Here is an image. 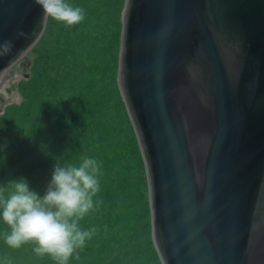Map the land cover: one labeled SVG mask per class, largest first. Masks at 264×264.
<instances>
[{
	"label": "water",
	"instance_id": "95a60500",
	"mask_svg": "<svg viewBox=\"0 0 264 264\" xmlns=\"http://www.w3.org/2000/svg\"><path fill=\"white\" fill-rule=\"evenodd\" d=\"M47 22L34 0H0V80ZM121 24L161 263L264 264V0H125Z\"/></svg>",
	"mask_w": 264,
	"mask_h": 264
},
{
	"label": "rangeland",
	"instance_id": "374dc122",
	"mask_svg": "<svg viewBox=\"0 0 264 264\" xmlns=\"http://www.w3.org/2000/svg\"><path fill=\"white\" fill-rule=\"evenodd\" d=\"M120 1L83 0L84 7H81L84 13L90 7L91 16L89 22H80L82 27H79V24L66 27L63 23L49 18L50 26L46 27L48 35L44 36V39L40 40L1 78L0 187H6L10 181L23 177L27 179L33 190L43 195L55 163L60 161L78 165L83 157L79 147H86L87 157H90L93 151L95 158L99 159L102 173L101 178L99 177L100 193L102 194L103 188L108 192L106 196L102 195L105 203L104 213L109 217L107 220L101 219L99 216L101 205H98L90 214L79 220V226L86 228L89 224V230L96 229L88 240H98L97 228L104 225L106 233L112 229L108 236H112L113 233L116 235L105 246V249L112 253L113 250L115 251L112 257L105 256L107 263L162 264L153 246L151 220L147 212L148 204L145 205L148 186L141 153L136 154L135 149L130 152L132 141L129 138L124 141L112 129L115 126L117 130L123 129V123L118 119L117 112L112 113L114 97L111 95L110 86L111 68L114 69V52L112 38L109 37L110 35L112 37L113 33H110L109 25L112 12ZM67 2L77 6L75 0H67ZM77 2L79 3L80 0ZM60 25L64 28H59ZM78 35L80 37L86 35V37L77 39ZM88 36L98 39L93 42ZM66 41L73 46L72 49L67 48L68 51L70 50L69 53H65ZM79 42L80 46H78ZM41 43H48L50 47L42 46ZM76 47H78L77 51L74 52ZM51 48L56 52V57L52 59V51H49ZM59 50L62 53L58 57ZM75 57L79 58L76 63L82 65L86 63L88 66L83 69L88 72V77H91V73L97 75L95 81L99 87L93 86L90 78L84 87L77 84L76 75L72 72L73 65L76 64L72 62L75 61ZM68 68H72V71L67 70L65 73ZM65 74L66 76L72 74L68 81L69 88L63 83ZM65 88L72 98L82 92L84 111L95 119L91 120L85 115L73 121L74 117H71L67 110H57L58 103L63 105V99L67 94ZM87 102H90V107L87 106ZM86 117L89 121H96L91 122L96 128L93 124L89 126L91 133H88L87 128L85 129ZM70 125H74L72 129ZM84 136L89 142L84 143ZM49 141L51 143H48ZM127 144L129 151L126 148ZM126 166H132L131 170ZM132 170H135L134 177ZM10 191L11 189H8L5 195ZM8 232H10L9 226L0 219V263L1 258L4 257L5 260L10 259L11 262H15L12 264H57V261L49 255L42 257L36 255L33 251L35 242L25 243L20 248L9 247L4 240ZM118 234L120 237H117ZM123 234L124 238H122ZM120 238L121 242L118 244L117 239ZM87 246L82 247L83 254L89 252ZM94 254V257L87 254L82 262H78L73 253L68 264H98L97 253ZM7 263L9 264L8 261Z\"/></svg>",
	"mask_w": 264,
	"mask_h": 264
},
{
	"label": "clouds",
	"instance_id": "9594fccd",
	"mask_svg": "<svg viewBox=\"0 0 264 264\" xmlns=\"http://www.w3.org/2000/svg\"><path fill=\"white\" fill-rule=\"evenodd\" d=\"M34 3L45 19L67 26L84 19V10L67 0H34ZM11 48V41L0 43V56L7 55ZM100 175L97 160L84 156L79 165L57 161L43 195L33 190L23 177L0 187V219L10 228L4 236L5 243L20 248L35 242L36 255H49L57 264H68L74 251L96 232L95 228L82 230L79 220L98 206L93 198L100 191ZM8 189L11 191L5 195Z\"/></svg>",
	"mask_w": 264,
	"mask_h": 264
},
{
	"label": "trees",
	"instance_id": "16d2710c",
	"mask_svg": "<svg viewBox=\"0 0 264 264\" xmlns=\"http://www.w3.org/2000/svg\"><path fill=\"white\" fill-rule=\"evenodd\" d=\"M75 2L77 3L78 7L79 6L80 7L81 6L84 7L83 0H80L79 3L77 2V0H75ZM124 4H125V0H121L120 4H118L116 9L113 10L112 17H111V24L109 25V27H111L110 33L111 32L113 33L112 37H111V35L109 37L112 38L113 52H114V55H113L114 69H113V67L111 68L112 76H111V83H110V86L112 88L111 89V95H113V97H114V100H112V104H113L112 113L114 114L115 112H117L118 119L121 120L122 123H123V129L122 130H117L116 126L113 127L112 129H113V131L116 134L120 135L121 138L124 141L127 138H129L132 141V144L130 146V152L133 151V149H135V150H137L136 154L139 155L141 152H140V148H139V145H138V142H137V138H136L133 126L131 124V121L129 119L125 104H124L123 99L121 97V94H120V91H119V87H118V82H117L118 64H119V51H120V39H121V30H122L121 16H122ZM85 8H87V6H85ZM90 12H91L90 7H88L87 11H86L87 16L82 20L83 22L84 21L85 22L86 21L89 22V17L91 16ZM86 13H84V15H86ZM81 24L79 23V27H82ZM113 24H114V27H113ZM63 25L65 26L64 23H63ZM63 25H60L59 28H64ZM49 26H50V22H49V18H48V22H47V26L46 27L49 28ZM66 27H69V26L66 25ZM78 30L81 31V29H78ZM71 32L72 31L70 30V33ZM63 33L65 34V32H63ZM46 35H48V31L46 32V30H45V33H44L43 37L41 38V40L44 39V36L46 37ZM85 37H86V35H83L82 37H80L79 35L76 36L77 39L85 38ZM49 38H51V37H49ZM88 38H92L93 42H95L98 39L97 37L93 38V37H89V36H88ZM69 44H70V42H67V41L65 42V53H69L70 52V50L68 51L67 48L73 47V46H70ZM40 45L49 46L50 47V45L48 43L47 44L46 43L45 44L41 43ZM78 46H80V42H79ZM77 48L78 47H76L74 49V52L77 51ZM49 51H52V54H53V56H51V59L55 58L56 57V52L54 50H52V48L49 49ZM61 53L62 52L59 50V52L57 53V56L59 57L61 55ZM65 58H67V54H65ZM75 58H76L75 61L72 60L73 63H76L78 61V59H79L78 57H75ZM85 67L88 68L86 63H84V65H82L81 63H76L75 65H73V69L71 68L73 71L68 68V69L65 70V73H66L67 70H71L72 72H74L75 75H76L77 84H80L82 87H84L88 83V79L89 78H90L91 84H93V86L99 87V84H97V82L95 81L97 75L91 73V77H88L87 76L88 72L83 70ZM71 76H72V74H70L69 76H66V74H65V77H64L65 81L63 80V83L65 84V86H68V81H69V78ZM68 88H69V86H68ZM90 88H94V87H90ZM65 90H66L67 94L65 95V97L63 99L64 100L63 101V105H61V103H58L57 104V110H59V111H62L61 109L67 110L69 112L68 114L71 117H74L73 121H76V120H78L79 117H83L85 115L88 116L89 118H91V120L95 119L94 117L89 116L88 114H86V112L84 111L85 110V107H84V104H83L84 103V100H83L84 96L82 95V92L80 93V95L73 96V98H72L69 95L70 92H68L67 88H65ZM62 95H64V94H62ZM85 95L87 96V94H85ZM104 103L106 104V102H104ZM87 106L90 107V102H87ZM104 107H105V105H104ZM116 107H118V108H116ZM88 117L84 118L85 121H87V126L85 127V129L87 128L88 129L87 130L88 133H91L90 129H89L90 128L89 126H91L93 124L91 122H96V121H91V120L89 121V120H87ZM93 125H95V124H93ZM73 126L74 125H70V128L72 129ZM95 128H96V125H95ZM93 132H94V130H93ZM85 137L86 136L83 137L84 143L89 142V140L87 138H85ZM48 143H51V141H49ZM128 146H129V144L126 145V148H128V151H129V147ZM76 148H78V147H76ZM79 151L83 154L82 155L83 157L87 156L88 150L86 149V147H79ZM90 157L96 159L97 162L99 163V159L95 158V156L93 155V151H92V155L90 154ZM81 159H80L79 163H77L78 165L81 163ZM123 166H124V164H123ZM126 167L128 168V170H131V168H132V166L131 167L126 166ZM132 172L134 173L133 175H132ZM132 172H130V175H132V177H134L135 176V170H132ZM99 177L101 178V175ZM147 186H148V184H147ZM101 190H103V191H101L103 195L106 196L108 194V192L105 190V188H103ZM102 194L99 191L97 193V195L93 199H94V204L101 205V210H100V215L99 216L101 217V219L107 220L109 217L107 216V214L104 213L103 205L105 203L103 201V195ZM101 201H103V204H102ZM146 201L147 202H146L145 205L148 204L147 205L148 217L151 220L148 191H147ZM92 211H93V209L90 210L88 214H90V212H92ZM111 223H113V222H111ZM99 225H101V224H99ZM79 227L82 230H89L90 229V225L89 224L87 225L86 228L81 227V226H79ZM104 229H105L104 225H102V226L97 228V234H99V239L98 240L97 239L96 240L95 239L86 240L85 245H88L87 247H88L89 252L87 251V252H85V254H83L82 253V247L77 248L74 251V255L73 256L75 257V259L78 262H82L84 260V256H86L87 254H89L91 257H94L95 256L94 253L96 252L97 256H98V264H109V263H107V261H105L104 258H105L106 255H109L110 257H112V255H113V253L115 251L113 250V253H112L110 250L105 249V246L108 243V241H110L111 238L116 237V235H115V233H113L112 236H108V235H110L109 233L112 232V229H111V231H109V233H106L104 231ZM117 237H120V234H118ZM122 238H124V234H123ZM117 241H118V244H119V242H121V238L117 239ZM114 243H115V240H114ZM153 246H154V244H153ZM1 260H2V262L0 264H6L7 261L9 262V264L15 263L14 261L11 262L10 259L9 260H5L4 257H2Z\"/></svg>",
	"mask_w": 264,
	"mask_h": 264
}]
</instances>
